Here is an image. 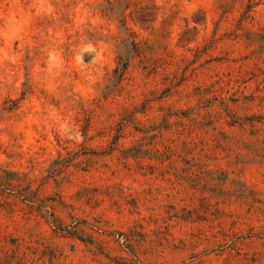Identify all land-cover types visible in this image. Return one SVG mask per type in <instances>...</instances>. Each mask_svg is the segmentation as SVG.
<instances>
[{
    "label": "rangeland",
    "instance_id": "1",
    "mask_svg": "<svg viewBox=\"0 0 264 264\" xmlns=\"http://www.w3.org/2000/svg\"><path fill=\"white\" fill-rule=\"evenodd\" d=\"M264 264V0H0V255Z\"/></svg>",
    "mask_w": 264,
    "mask_h": 264
},
{
    "label": "trees",
    "instance_id": "2",
    "mask_svg": "<svg viewBox=\"0 0 264 264\" xmlns=\"http://www.w3.org/2000/svg\"><path fill=\"white\" fill-rule=\"evenodd\" d=\"M0 264H27L13 254L0 255Z\"/></svg>",
    "mask_w": 264,
    "mask_h": 264
}]
</instances>
